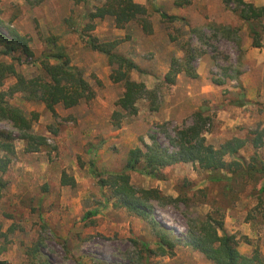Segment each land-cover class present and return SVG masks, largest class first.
<instances>
[{"label":"rangeland","instance_id":"1","mask_svg":"<svg viewBox=\"0 0 264 264\" xmlns=\"http://www.w3.org/2000/svg\"><path fill=\"white\" fill-rule=\"evenodd\" d=\"M176 1L158 0L156 6L181 21L164 22L149 9L154 29L151 36L137 22L120 29L112 18L96 21V30L87 33L102 43L118 42L115 53L142 71L131 73V79L150 90H160L158 111L152 112L148 102L141 100L138 115L115 128L112 115L124 89L111 81L113 68L107 57L88 47L83 31L87 15L104 0L80 5L72 0H1L0 31L7 37L14 31L31 40L34 56L15 63L18 70L27 78L40 74L47 39L57 37L72 66L84 72L96 97L73 109L58 106L57 117L42 103L25 102L20 96L12 102L27 114L39 113L33 131L45 137L48 146L38 154H27L18 133L9 124L0 123V130L14 131L18 139L16 156L3 177L8 186L0 200V261L32 264V249L41 243L44 261L50 264H213L185 245L177 247L173 258L144 252L141 243L151 250L157 248L150 225L125 209L114 208L110 191L98 186V175L107 178L122 172L129 152L151 144V136L171 149L168 138L176 129L192 125L193 114L202 107L210 109L208 144L219 149L234 138L246 139V148L233 160L245 168L256 154L264 161V147L255 150L252 144L257 136L264 142V49L252 46L249 25L227 10L221 0H192L186 7H177ZM244 1L264 7V0ZM136 2L149 8L147 0ZM253 25L264 47V19ZM220 27L229 31L220 33ZM248 46L257 55L246 59ZM189 48L195 51L193 67L208 82L202 83L200 76L199 81L191 82L180 74L179 88L177 84L165 85L172 61L182 60ZM14 57H21V53ZM3 60L12 63L10 58ZM12 83L14 80L8 81L4 89ZM205 87L208 93L202 98ZM189 93L200 95V102L191 101ZM243 98L246 104L237 106ZM63 173L75 179V188L61 185ZM131 183L180 200L166 208L155 204L154 214L183 243L190 226L198 220L222 218L220 234L236 236L241 254L251 255L259 248L264 256L262 175L213 184L206 172L187 164L164 169L158 177L132 173ZM93 211H98V216L84 221Z\"/></svg>","mask_w":264,"mask_h":264},{"label":"trees","instance_id":"2","mask_svg":"<svg viewBox=\"0 0 264 264\" xmlns=\"http://www.w3.org/2000/svg\"><path fill=\"white\" fill-rule=\"evenodd\" d=\"M76 5L85 4L89 0H72ZM149 8L136 2V0H104V4L97 7L94 12L87 15L88 23L84 27V37L88 47L93 51L105 55L109 65L113 68L111 81L116 85H122L123 96L118 101L117 110L112 115V124L120 128L123 120L135 117L139 113L137 104L146 100L150 110L156 112L161 107L160 90H150L144 83L131 79V73L142 72L132 61L115 53L118 42L102 43L87 33L96 30V21L106 18L114 19L118 28L123 29L131 23L137 22L142 31L151 36L154 29L149 21V9L161 16L164 22H175L183 19L170 16L157 8L158 0H147ZM227 10L236 14L239 19L249 25L253 47L264 49L261 36L254 27V22L264 19V7H255L244 0H221ZM1 3V0H0ZM192 0H178L177 7L190 6ZM235 6V7H234ZM3 25L2 11L0 9V26ZM194 32L196 30H193ZM192 31V32H193ZM220 33L229 31L227 27L217 29ZM30 38L19 35L12 31L10 37L0 31V123L9 124L18 133L19 139L25 143L27 154H38L45 149L47 139L34 133V124L39 121L37 112L27 114L21 107L12 102L20 96L25 102H36L45 105L46 109L57 117L56 108L63 106L65 109L78 107L82 102H90L95 99L96 92L88 82L82 70L73 67L70 56L66 49L59 44L57 37L47 39V48L40 60L41 72L33 78H27L20 72L15 63L21 59L33 58L34 54L30 47ZM20 52L21 57L14 55ZM3 57L10 58L12 63H7ZM195 51L187 49L182 60L174 59L170 71L164 78V84L174 86L180 74L198 80L199 75L193 67ZM14 80L6 90L8 81ZM100 84V83H99ZM222 85V83H216ZM245 98L241 99L237 106L243 107ZM210 109L200 108L192 116V125H186L174 131V136L168 140L171 149L164 147L157 137L151 136V144H144L143 148H136L129 152L126 165L122 172L110 174L107 178L98 175V186L108 189L111 193L110 199L114 201L113 207L125 209L133 216L147 222L152 228L157 239V248L151 250L147 244L141 243L144 252L152 256L173 258L177 247L185 245L195 252L205 256L213 264H264V256L259 248L251 255H243L238 250L237 237L227 234L221 235L223 231V219L208 217L198 220L191 225L183 243L176 234L162 224L154 214V205L166 208L170 204H177L179 199L164 196L157 189H138L131 183V174L139 173L148 177H158L167 168L176 165L191 164L208 174V181L213 184L231 183L237 178H255L257 175L264 177V161L256 154L251 163L245 168L238 160H233L246 148V139L234 138L219 149L208 144L206 139L207 127L210 117L207 115ZM0 130V200L8 182L3 178L16 156L15 133ZM255 150L264 147L262 137H255L252 141ZM232 159L227 162V159ZM231 174V176H229ZM61 185L63 187H76V181L66 173L62 174ZM264 191V189H262ZM98 216V211L87 213L84 221ZM134 244H138L134 242ZM41 243L32 249V264H50L44 261L41 251ZM0 264H8L0 261Z\"/></svg>","mask_w":264,"mask_h":264},{"label":"crops","instance_id":"3","mask_svg":"<svg viewBox=\"0 0 264 264\" xmlns=\"http://www.w3.org/2000/svg\"><path fill=\"white\" fill-rule=\"evenodd\" d=\"M250 45H251V43H250ZM257 55V53H256V51L254 50V49H251L250 48V46H248V54H247V56L245 57L246 59H248L249 58V56L250 57H254V56H256ZM199 76L201 77V80H202V83H207L208 81H207V79L205 78H203V75L201 74V73H199ZM184 78H186V77H184ZM182 80V77L181 76H179L178 77V79H177V82H176V84L178 85V88H179V84H181V81ZM190 81L191 82H196V81H199V80H192V79H190ZM250 84V83H249ZM246 87H247V85H245ZM249 86V85H248ZM208 93V88L207 87H205L204 88V90L202 91V93H201V97L202 98H204V96H206V94ZM188 96H191V98H190V100L192 101H199V96H196V95H193V93H189L188 94ZM201 99V98H200ZM205 100V99H204ZM200 102V101H199ZM198 103V102H197ZM182 112H183V110H181Z\"/></svg>","mask_w":264,"mask_h":264}]
</instances>
